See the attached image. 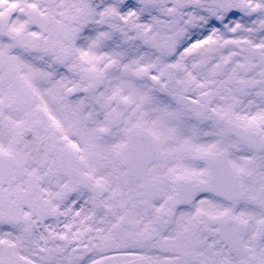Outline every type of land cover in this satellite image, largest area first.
<instances>
[{"label":"snow or ice","instance_id":"snow-or-ice-1","mask_svg":"<svg viewBox=\"0 0 264 264\" xmlns=\"http://www.w3.org/2000/svg\"><path fill=\"white\" fill-rule=\"evenodd\" d=\"M0 264H264V0H0Z\"/></svg>","mask_w":264,"mask_h":264}]
</instances>
